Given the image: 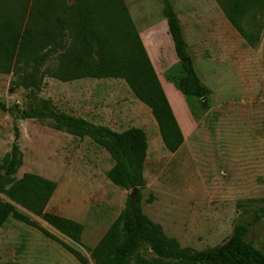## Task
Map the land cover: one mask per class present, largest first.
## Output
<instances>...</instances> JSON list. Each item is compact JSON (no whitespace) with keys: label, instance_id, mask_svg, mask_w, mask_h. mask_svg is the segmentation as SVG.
Segmentation results:
<instances>
[{"label":"rangeland","instance_id":"374dc122","mask_svg":"<svg viewBox=\"0 0 264 264\" xmlns=\"http://www.w3.org/2000/svg\"><path fill=\"white\" fill-rule=\"evenodd\" d=\"M123 1L137 26L162 18L164 0ZM165 3L179 15L187 57L205 90L204 99L194 103L193 119L166 78L174 51L160 26L155 47H160L162 73L155 69L182 134L175 152L163 149L149 109L121 80L45 78L38 96L60 112L114 132L143 130L147 150L140 207L180 248L198 251L219 245L242 224L247 227L244 239L264 254V29L256 47L249 48L213 0ZM173 65L177 69L178 60ZM11 79L0 73V103L20 110L27 103L25 91L13 88ZM14 134L20 155L14 177L33 174L55 182L44 212L82 225L81 245L17 207L57 241L8 219L0 228V264H78L58 242L93 264L85 248L99 242L133 190L107 180L112 163L89 138L54 130L48 121L21 119L15 111H0V161ZM0 200L9 202L2 194ZM146 255L152 256L149 251Z\"/></svg>","mask_w":264,"mask_h":264},{"label":"trees","instance_id":"16d2710c","mask_svg":"<svg viewBox=\"0 0 264 264\" xmlns=\"http://www.w3.org/2000/svg\"><path fill=\"white\" fill-rule=\"evenodd\" d=\"M226 21L249 48L256 47L264 29V0H214ZM166 21L178 68L166 78L196 119L195 101L205 95L187 57L179 21L164 3ZM0 73L10 74L13 88L25 91L27 103L18 110L0 103V111H15L21 119L48 121L57 131L89 138L109 156L107 180L123 190H133L115 222L89 251L93 264H264V254L244 239L247 227L236 224L223 243L202 250L180 248L140 207L144 186L142 165L147 141L142 129L114 132L105 126L58 111L38 95L45 78L59 82L113 79L124 82L138 102L146 106L156 124L163 149L175 152L182 134L169 102L139 39L123 0H0ZM14 142L0 161V228L8 220L25 224L57 241L17 207L40 218L70 241L81 245L82 225L44 212L55 182L33 174L14 175L20 164ZM262 213L264 211H261ZM258 213H255L257 216ZM78 264H87L76 250L58 242ZM152 256H147L146 252Z\"/></svg>","mask_w":264,"mask_h":264},{"label":"crops","instance_id":"0c3cea01","mask_svg":"<svg viewBox=\"0 0 264 264\" xmlns=\"http://www.w3.org/2000/svg\"><path fill=\"white\" fill-rule=\"evenodd\" d=\"M214 1V0H213ZM164 3H165V0H164ZM217 6V5H216ZM173 10V9H172ZM174 14L176 15L177 19L179 20V15L178 13H176L174 10H173ZM221 12V11H220ZM222 14V13H221ZM130 15V13H129ZM223 16V14H222ZM131 17V15H130ZM224 17V16H223ZM225 19V18H224ZM131 20L137 30V33H138V36H139V39L143 45V48L147 54V57L153 67V70L157 76V79H159L158 77V74L156 73V69L155 68H158V70L162 73V60H161V52H160V47H155V41L157 40V37H158V34L157 33V30L160 29V26H161V33H163L165 31L166 35L167 34V26H166V21L165 19L162 17L158 22L156 23H153V24H142L139 22V25L137 26L132 17H131ZM169 37V36H168ZM170 40V38H169ZM171 42V40H170ZM172 44V43H171ZM173 48V47H172ZM174 58L171 59L172 62L170 63L169 66H172L174 61L177 60L175 54L173 56ZM166 58V57H165ZM189 60V58H188Z\"/></svg>","mask_w":264,"mask_h":264},{"label":"water","instance_id":"95a60500","mask_svg":"<svg viewBox=\"0 0 264 264\" xmlns=\"http://www.w3.org/2000/svg\"><path fill=\"white\" fill-rule=\"evenodd\" d=\"M184 61H187L188 62L189 60H188V58H186ZM202 99H204V98H202Z\"/></svg>","mask_w":264,"mask_h":264}]
</instances>
